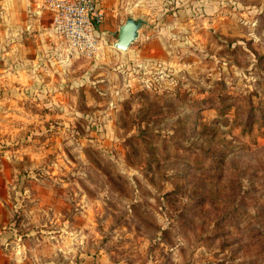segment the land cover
<instances>
[{
	"label": "rangeland",
	"instance_id": "1",
	"mask_svg": "<svg viewBox=\"0 0 264 264\" xmlns=\"http://www.w3.org/2000/svg\"><path fill=\"white\" fill-rule=\"evenodd\" d=\"M97 1L114 85L0 159V264H264V0Z\"/></svg>",
	"mask_w": 264,
	"mask_h": 264
},
{
	"label": "crops",
	"instance_id": "2",
	"mask_svg": "<svg viewBox=\"0 0 264 264\" xmlns=\"http://www.w3.org/2000/svg\"><path fill=\"white\" fill-rule=\"evenodd\" d=\"M40 3L41 0H0V145L6 144L0 159L40 155L45 146H42L41 134L46 142L51 141L55 137L57 118L63 123L70 120L78 91L87 97L89 81L101 83L102 78L109 86L114 85L112 78L101 71L102 54L108 52L109 55L107 47L93 63L92 59L82 56L71 60V64L61 63L62 47L48 37L52 12L41 8ZM103 22L98 27L100 36L103 29L108 28ZM115 61L120 62V59ZM78 112L75 111V115L80 114ZM30 140L31 144L32 140H37L40 145L33 147ZM13 142L18 145H12ZM8 145L14 149L10 150ZM3 176L1 173L0 178ZM2 204L0 200V206ZM80 264L125 263L97 254L86 255Z\"/></svg>",
	"mask_w": 264,
	"mask_h": 264
},
{
	"label": "built area",
	"instance_id": "3",
	"mask_svg": "<svg viewBox=\"0 0 264 264\" xmlns=\"http://www.w3.org/2000/svg\"><path fill=\"white\" fill-rule=\"evenodd\" d=\"M40 6L52 12L49 35L62 47L60 61L96 54L101 44L98 27L103 22L97 0H41Z\"/></svg>",
	"mask_w": 264,
	"mask_h": 264
},
{
	"label": "water",
	"instance_id": "4",
	"mask_svg": "<svg viewBox=\"0 0 264 264\" xmlns=\"http://www.w3.org/2000/svg\"><path fill=\"white\" fill-rule=\"evenodd\" d=\"M146 23L143 17H127L119 25L116 39L112 46L119 51H126L138 38L140 28Z\"/></svg>",
	"mask_w": 264,
	"mask_h": 264
}]
</instances>
